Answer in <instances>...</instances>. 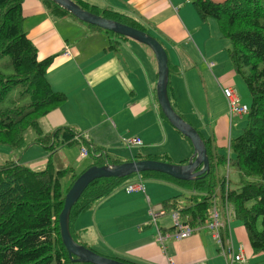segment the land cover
I'll use <instances>...</instances> for the list:
<instances>
[{
  "label": "crops",
  "instance_id": "obj_1",
  "mask_svg": "<svg viewBox=\"0 0 264 264\" xmlns=\"http://www.w3.org/2000/svg\"><path fill=\"white\" fill-rule=\"evenodd\" d=\"M82 1L131 17L151 29L154 36L165 39L171 63L172 105L205 138H211L212 145L220 148L219 154L224 153L234 120L231 124L226 120L227 107L221 88L236 89L241 77L235 73L228 57L230 42L221 36L216 21L201 20L186 4L189 0ZM22 15L27 36L37 48L38 59L54 56L47 69L51 87L66 95L64 102L39 119L43 133L57 127L70 128L83 134L93 150H104L107 157L112 154L116 159L127 157L129 160L137 154L150 158L160 155L171 162L175 159L183 163L191 156L190 143L161 114L155 94L156 62L146 48L134 40H120L105 34L116 41L115 48L108 50L101 36L104 32L90 29L71 15L57 17L56 13L54 16L45 0H23ZM80 34L86 36V44L78 37ZM67 45L69 56L64 55ZM181 45L189 53L180 50ZM86 102H93L96 114L89 112L84 106ZM216 123L222 125L220 130L215 127ZM244 125L242 122L241 129ZM133 136L141 139L142 146L125 148L122 141ZM63 149L57 151L54 158L44 148L33 144L26 150L25 160L37 170L42 169L48 159L55 169H64L69 165ZM9 152L7 148L5 154ZM60 152L62 156L58 155ZM66 152L71 155L68 160L78 156L77 148ZM80 164L75 167L79 168ZM71 173H76L74 168ZM148 177L135 175L127 181L143 182L141 190L127 192L123 188L127 182H124L94 207L79 213L73 224L76 239L82 238L85 245L101 255L138 264H168L170 257L183 253H189L188 257L175 264H225L207 229L174 240L170 228L172 209L157 218L162 233L168 234L163 238V246L160 245L155 238L157 231L149 208L163 205L170 198H178L188 205V192H192V188L188 183L162 176ZM187 214L186 211L180 213L182 218ZM231 224L233 243L236 247L244 246L246 264H262L264 254H255L249 247L242 224L237 220Z\"/></svg>",
  "mask_w": 264,
  "mask_h": 264
},
{
  "label": "trees",
  "instance_id": "obj_2",
  "mask_svg": "<svg viewBox=\"0 0 264 264\" xmlns=\"http://www.w3.org/2000/svg\"><path fill=\"white\" fill-rule=\"evenodd\" d=\"M22 2L0 0V57L8 56L13 70L9 75L0 73V145L11 151H25L35 144L53 157L64 146L76 142L73 139L75 134L67 127L43 133L39 125V119L64 102L66 95L55 91L47 78V69L54 56L39 60L35 45L27 37ZM45 2L53 11L59 12V16L67 13L53 2ZM77 2L106 18L147 31L139 22L122 13L107 8L98 10L81 0ZM191 3L198 17L203 21L215 20L221 36L230 42L229 60L252 100L244 116L245 127L229 141L233 156L229 160L230 166L236 169L239 186L228 189L227 199L234 208L235 219L246 232L249 247L255 254L264 253V0H193ZM86 25L90 29L112 33ZM108 41L107 49H114L115 39ZM170 84L168 79L167 92L172 104ZM17 85L21 86L19 95L27 97L28 101L22 105L1 107L7 93ZM28 133L33 137L26 138ZM204 143L209 173L183 182L192 183L194 187L197 185L195 189L205 191L208 196L192 195L186 207L178 198L167 199L163 204L166 210L184 208L189 214L187 222L190 225L203 222L208 208L207 198L215 190V181L218 183L216 167L226 161L209 140ZM85 144L89 145V142L85 141ZM72 171L70 166L55 169L51 159L39 170L13 159L0 164V264H74L61 241L58 222L64 198L60 179ZM79 174L70 175L65 191ZM162 176L167 180L174 179L165 174ZM124 178H98L83 190L69 215V230L76 242L73 224L77 215L119 188Z\"/></svg>",
  "mask_w": 264,
  "mask_h": 264
},
{
  "label": "water",
  "instance_id": "obj_3",
  "mask_svg": "<svg viewBox=\"0 0 264 264\" xmlns=\"http://www.w3.org/2000/svg\"><path fill=\"white\" fill-rule=\"evenodd\" d=\"M62 7L78 20L88 25H94L106 31L124 36L151 50L157 69L155 93L158 105L170 124L183 134L192 144L193 153L185 164L167 163L158 160L141 159L119 163L91 165L83 171L70 185L58 216L61 241L74 262L90 264H132L122 262L96 253L86 246L77 243L69 230V215L72 205L78 200L83 190L93 180L98 178H124L134 173L155 171L165 173L179 180H192L209 171V159L205 144L198 131L185 121L172 107L167 84L169 79L168 54L162 44L152 35L123 22L106 18L100 14L82 8L73 0H51ZM201 166L199 169H197Z\"/></svg>",
  "mask_w": 264,
  "mask_h": 264
},
{
  "label": "rangeland",
  "instance_id": "obj_4",
  "mask_svg": "<svg viewBox=\"0 0 264 264\" xmlns=\"http://www.w3.org/2000/svg\"><path fill=\"white\" fill-rule=\"evenodd\" d=\"M193 0H189V3H186L187 5H189V7L190 8H192L193 10H194V8H193V6H192V4H191V2H192ZM195 12V11H194ZM209 20H212V21H214L213 19H209ZM147 32L149 33V34H151L152 36H154V32L151 30V29H148L147 30ZM101 36H103V40H105V43L108 45L109 44V41H108V39H109V37H107L106 35H105V33H101ZM110 37H114V36H112V35H109ZM78 37H80V39H81V41L82 42H84V44H86V42H87V40H86V36H84L83 34H80V35H78ZM162 37V36H161ZM164 38L162 37V38H160L159 36L157 37V40L160 42V43H162L163 44V46L166 48V44H165V42H164V40H163ZM132 41V40H131ZM132 42H134V41H132ZM139 46H141V47H144V48H146L149 52H151V50L149 49V47H147V46H145V45H143V44H140V43H137ZM85 46V45H84ZM120 48L121 49H123L124 48V46H120ZM229 48H230V46L228 47V50H229ZM180 50H182V51H184V52H187V53H189V50L185 47V46H183V45H181L180 46ZM225 52V51H224ZM152 53V52H151ZM153 58V57H152ZM153 60L155 61V58H153ZM171 64V63H170ZM12 72H13V70H12V66H11V63H10V59H9V57L8 56H2V57H0V73H2V74H5V75H9V74H12ZM172 77V76H171ZM241 87V88H240ZM236 89H238V92H239V95H240V97H241V99H242V101H244V102H246V103H248L249 104V106L248 107H250V104H251V98H250V96L247 94L246 95V93H247V91H246V88H245V86L244 85H242L241 86V78H239V82H238V84H237V86H236ZM21 90V86L20 85H17V86H15L11 91H9L8 93H7V95H6V97H5V99H4V101H3V104L1 105V107H7V106H12V105H15V104H20V105H22V104H24V103H26L28 100H27V97H21L20 95H19V91ZM84 106H86V108H88L89 109V112L90 113H92V114H96V107H95V105L93 104V102H86V104L84 105ZM245 117H246V115H245ZM228 116L226 117V120H228ZM245 118H235L234 119V121L232 122V132H231V135H232V137H234V136H236V135H238L239 133H240V131H241V124H242V122H243V120H244ZM211 127H212V124H211V126H210V132H211ZM215 127L218 129V130H220L221 129V127H222V125L220 124V123H216L215 124ZM28 136V137H27ZM33 137V134L32 133H28V135H26V138H28V139H30V138H32ZM79 145H80V143L79 142H76V143H74V144H70V145H68V146H64V147H66L65 149H63V154H64V159H65V162L66 163H68V165L69 166H71V167H73L74 169H75V171H76V173H78L79 172V170L84 166V165H86L87 164V160L85 161V162H82L81 164H80V167L78 168V167H75V161H76V159H77V156H75L72 160H68V159H70V154L69 153H67L66 151L67 150H71V149H74V148H79ZM213 146L215 147V148H219L216 144H213ZM6 151H7V146H5V145H0V164H2V163H4L6 160H8V159H13V160H18V161H20V162H23V163H27V161L28 160H25V157H26V154H25V151H21V149H14V150H12V151H10L9 152V154L8 155H6L5 153H6ZM59 151V150H58ZM62 152H60V153H58V155L59 156H62ZM159 157V159L160 158H165V159H168V158H166V157H163V156H158ZM54 158H55V156H54ZM109 158H110V161H111V159H113V158H115L112 154L111 155H109ZM128 158L127 157H121V158H119V160L118 161H125V160H127ZM93 160H94V158H93ZM96 162L95 163H105V159L104 158H102V159H99L98 160V162H97V160H95ZM174 161L175 162H173V163H177L176 162V160L174 159ZM219 175L217 176V179L219 180V179H222L224 176H226L227 174H228V179H229V183H230V185H235V182H234V180H233V177H232V175H229L230 173H229V169L225 166L224 168L222 167H220L219 169ZM231 171V173H233V169H231L230 170ZM147 172H142L141 173V177H146V176H148L147 174H146ZM135 175H137V174H135ZM135 175H129V176H127L126 178H124V179H121V185L124 183V182H127L130 178H133ZM69 177H70V173H67V174H65L61 179H60V183H61V186H62V192H63V194H65V190L67 189V185L69 184ZM182 186H185V185H182ZM217 209L219 210V211H221V209H220V205H219V203H217ZM233 224H231V226H232ZM235 227L233 226V229H234ZM246 234V233H245ZM246 237H247V235H246ZM82 239V238H81ZM79 240V242L80 243H83L82 242V240ZM83 244H85V243H83ZM90 247V246H89ZM262 264H264V262L262 263Z\"/></svg>",
  "mask_w": 264,
  "mask_h": 264
},
{
  "label": "built area",
  "instance_id": "obj_5",
  "mask_svg": "<svg viewBox=\"0 0 264 264\" xmlns=\"http://www.w3.org/2000/svg\"><path fill=\"white\" fill-rule=\"evenodd\" d=\"M227 96H228V101H229L230 103L233 104V102H234V96H233L232 94H230V93H229V95H227ZM232 108L235 109L234 105H232ZM236 110H238V109H236ZM82 152L85 153L84 151H82ZM219 225H220V224H219V222L217 221L216 216H214V220H213V222L211 223L210 226L214 229V237H216V238H218V236H219V235H218V230H217V227H218ZM189 233H190V229H189L188 227H185L184 230L178 231V232L176 233V236H177V237H185V236H187ZM229 259H230V263H232V262H236L237 264H241V263H243V262L245 261V257H244V254H243V252H242V247H240L238 253H233V252H231V253L229 254Z\"/></svg>",
  "mask_w": 264,
  "mask_h": 264
}]
</instances>
